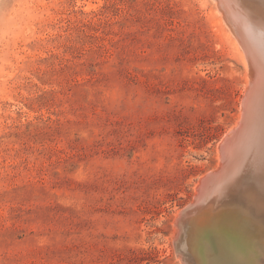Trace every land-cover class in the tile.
Here are the masks:
<instances>
[{"label": "rangeland", "instance_id": "obj_1", "mask_svg": "<svg viewBox=\"0 0 264 264\" xmlns=\"http://www.w3.org/2000/svg\"><path fill=\"white\" fill-rule=\"evenodd\" d=\"M236 39L215 0H0V264H264L243 190L198 198L249 86Z\"/></svg>", "mask_w": 264, "mask_h": 264}, {"label": "bare ground", "instance_id": "obj_2", "mask_svg": "<svg viewBox=\"0 0 264 264\" xmlns=\"http://www.w3.org/2000/svg\"><path fill=\"white\" fill-rule=\"evenodd\" d=\"M215 2H216L217 10H218L222 20L224 22H226L227 25L230 27V29L232 30V33L237 38L236 40H238V43L240 44V46L243 49V53H244L243 57L245 60H247L246 63L249 67L250 78H249V83H248L249 86H247L248 89L246 90L247 91L246 98H244L245 100H243L241 119L236 123V126L229 132L227 138L224 141H222L223 144H221L222 146L219 147L220 148L219 149L220 163H219L218 167L216 168V170H214L213 172L211 171V174L206 175L207 177L205 176V179L201 185V192L199 194L201 196H199L198 198H199V200H200V198H202L204 200L205 199L210 200L213 198L216 200L217 197H219L220 199L225 197L224 198V200H225L228 192L233 191L235 193H238L239 191L243 190L244 195L246 197H249L247 199H249L250 201L249 200L248 201L250 202V204L253 205L251 207L255 211L259 210V211H263V213H264V0H215ZM227 199H228V197H227ZM215 200H213L211 202L210 207L214 206V204L216 205ZM225 201H227V200H225ZM242 201L244 202V200H242ZM220 203H218V204H220ZM231 204H232V201H231ZM202 205H204V204H202ZM207 205H208V202H207ZM229 205H228V209L226 210L227 211L226 216H228L229 218H231V217L233 218V215H235V216L237 215L236 217H239L240 220H237V219L236 220L239 222H241V220L245 219L244 218L245 213H244V217H243L241 215V212H239L240 210H242V209H240L241 206L239 208H235L236 207L235 205H233L235 207H232V206L229 207ZM237 207H238V201H237ZM251 207H249V208H251ZM203 208H204V206H203ZM198 209H196V210H198ZM213 209H214V207H213ZM193 210L195 211V209H192V212L194 213ZM195 213H197V212H195ZM217 213L218 212H216V214ZM252 213H254V212H252ZM203 214H204V211H203ZM203 214H202V216H203ZM209 214H210V212H209ZM219 214H223V212L219 213ZM248 214L249 215H246V216H250V212ZM207 215H208V213H207ZM202 216H201V218H202ZM196 217L198 218V216H196ZM199 219L197 221L202 222V221H204V219L206 220V217H204V219L202 218V220L201 219L199 220ZM251 219L253 220V218H251ZM208 220H211V219L208 218ZM258 220H259V218H258ZM178 221H177V223H179ZM195 221H194V223H195ZM232 221H233V219H232ZM244 221H246V219ZM257 221L255 223H257ZM247 222H248V220H247ZM196 223H198V222H196ZM204 224H206V222ZM209 224H210V222H209ZM203 227H204V230H207V229H205V226H202V228ZM208 227H209V225H208ZM198 229H197V231H198ZM242 229H244V228H242ZM188 230H190V229H188ZM188 230H186V231H188ZM221 231H222V229H221ZM251 231H253V230H251ZM202 232H205V231H202ZM236 233H237V231H236ZM216 234H214V236ZM240 234H242V233H240ZM252 234H253V232H252ZM212 236H213V234H212ZM236 237H234V238H236ZM261 238H263V237H261ZM221 239H223V238H221ZM224 239H225V243H224L225 245H226V241H228L227 243H229V244H227V245H228V248L230 251L235 250L236 251L235 253H237L235 255L239 256V258L241 256H243L241 251H238L237 249L232 248L233 245L231 242L235 243L237 238L235 240L233 239L234 240L233 241L232 239H227L224 236ZM252 240H254V239H252ZM262 240H264V238ZM193 241H195V239ZM258 241H260V238ZM263 243L264 242H262V244ZM209 244H207V245L209 246ZM262 244H261V246H262ZM203 249H204V247H203ZM219 249H220V247H219ZM226 250L228 251V249H226ZM182 252L184 253V251H182ZM203 253L205 254V252H203ZM180 254H181V252H180ZM206 254H208V253H206ZM248 254L250 255L249 252H248ZM221 255H222V253H221ZM198 257H200V256H198ZM214 258H216V257L214 256ZM205 259H206V257H205ZM182 260H184V257ZM214 260H213V262H214ZM240 260H241V258H240ZM246 260H247V258H246ZM185 261H187V259ZM257 261L255 264H257ZM243 263H244V260H243Z\"/></svg>", "mask_w": 264, "mask_h": 264}, {"label": "water", "instance_id": "obj_3", "mask_svg": "<svg viewBox=\"0 0 264 264\" xmlns=\"http://www.w3.org/2000/svg\"><path fill=\"white\" fill-rule=\"evenodd\" d=\"M201 182H202V181H201ZM190 208H191V206L188 207V208H186V209L182 212V215H181V218H182V219L186 218V217L189 215V211L191 210ZM178 245H179V243H178Z\"/></svg>", "mask_w": 264, "mask_h": 264}]
</instances>
